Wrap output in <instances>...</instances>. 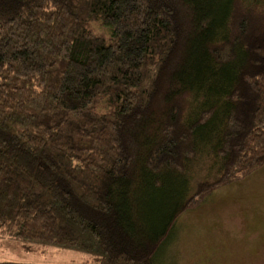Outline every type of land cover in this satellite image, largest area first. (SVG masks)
Masks as SVG:
<instances>
[{
  "label": "trees",
  "instance_id": "16d2710c",
  "mask_svg": "<svg viewBox=\"0 0 264 264\" xmlns=\"http://www.w3.org/2000/svg\"><path fill=\"white\" fill-rule=\"evenodd\" d=\"M263 166L264 0H0V237L155 264Z\"/></svg>",
  "mask_w": 264,
  "mask_h": 264
},
{
  "label": "rangeland",
  "instance_id": "374dc122",
  "mask_svg": "<svg viewBox=\"0 0 264 264\" xmlns=\"http://www.w3.org/2000/svg\"><path fill=\"white\" fill-rule=\"evenodd\" d=\"M89 254L0 237V261L88 264ZM155 264H264V166L211 192L184 212L160 245Z\"/></svg>",
  "mask_w": 264,
  "mask_h": 264
}]
</instances>
